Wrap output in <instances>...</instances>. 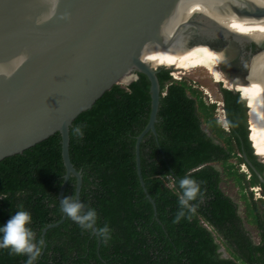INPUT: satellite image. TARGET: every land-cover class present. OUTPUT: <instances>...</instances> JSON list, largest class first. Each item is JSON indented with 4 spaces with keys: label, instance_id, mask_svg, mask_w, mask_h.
<instances>
[{
    "label": "trees",
    "instance_id": "trees-1",
    "mask_svg": "<svg viewBox=\"0 0 264 264\" xmlns=\"http://www.w3.org/2000/svg\"><path fill=\"white\" fill-rule=\"evenodd\" d=\"M247 49L254 52L256 46ZM247 60V57L246 59ZM239 57L232 61L237 67ZM117 85L70 128L69 157L82 174L81 203L95 209L96 229H110L104 239L66 217L61 220L58 194L65 168L61 139L54 135L21 155L0 162V225L17 211L30 213L40 254L33 264H264V163L249 141L246 101L221 89L228 130L215 117L216 104L189 80L162 69L155 129L140 144V169L153 205L140 186L136 138L148 123L151 95L148 79ZM81 126L83 138L73 135ZM245 166L248 174L240 171ZM169 174L172 176H167ZM190 176L202 196L181 209L178 181ZM169 184L172 187H169ZM238 189L239 204L225 188ZM71 177L64 196L75 199ZM53 205V206H49ZM180 211L184 216L177 222ZM98 240L100 243L98 244ZM228 258H222L220 249ZM26 256L0 249V264H26Z\"/></svg>",
    "mask_w": 264,
    "mask_h": 264
},
{
    "label": "water",
    "instance_id": "water-1",
    "mask_svg": "<svg viewBox=\"0 0 264 264\" xmlns=\"http://www.w3.org/2000/svg\"><path fill=\"white\" fill-rule=\"evenodd\" d=\"M174 43L182 51L197 46L235 78L234 87L248 84L264 98V0H0V162L59 135L65 175L58 201L74 177L75 200L81 202L82 174L69 157L70 128L114 86H129L141 74L150 83L151 106L136 138L135 160L155 212L141 175L140 144L148 133L157 135V74L173 68H153L142 55ZM245 51L239 76L241 69L230 61ZM228 90L242 99L241 92ZM65 219L63 213L44 228L42 240ZM92 231L98 237L95 226Z\"/></svg>",
    "mask_w": 264,
    "mask_h": 264
},
{
    "label": "clouds",
    "instance_id": "clouds-1",
    "mask_svg": "<svg viewBox=\"0 0 264 264\" xmlns=\"http://www.w3.org/2000/svg\"><path fill=\"white\" fill-rule=\"evenodd\" d=\"M131 79H134V77ZM125 83L127 84L128 80H125ZM72 132L78 139L83 138L84 132L81 126L73 128ZM165 175L172 176L169 174ZM169 187H172V185L169 184ZM178 187L182 190V194L178 201L180 208H186L190 212L194 211L195 207L190 205V202L194 201L198 194L202 196L199 184L190 176L186 175L178 181ZM59 205L60 211L71 221L76 223L81 230L87 231L94 228L97 222V213L95 209L87 207L80 201L73 199L70 195L62 198L59 201ZM183 216L184 212L180 211L176 217L177 222ZM31 223L32 218L30 213L20 210L14 215H11L6 223L0 225V249H7L10 255L26 256V264H33L41 251L39 242L34 239L35 233L30 227ZM109 232L110 229L107 225L97 230V234L105 240L109 238Z\"/></svg>",
    "mask_w": 264,
    "mask_h": 264
},
{
    "label": "bare ground",
    "instance_id": "bare-ground-1",
    "mask_svg": "<svg viewBox=\"0 0 264 264\" xmlns=\"http://www.w3.org/2000/svg\"><path fill=\"white\" fill-rule=\"evenodd\" d=\"M142 60L153 68H173L172 74L175 77L189 70L204 69L216 83L221 82L225 88L241 92L248 109L249 141L253 144L256 153L264 160V98L258 88L248 84L234 87L231 80L221 75L219 71L221 63L197 46L182 51L180 43H174L170 49L147 51L142 55Z\"/></svg>",
    "mask_w": 264,
    "mask_h": 264
},
{
    "label": "rangeland",
    "instance_id": "rangeland-1",
    "mask_svg": "<svg viewBox=\"0 0 264 264\" xmlns=\"http://www.w3.org/2000/svg\"><path fill=\"white\" fill-rule=\"evenodd\" d=\"M219 71L224 78L229 79V80L235 79L232 75H230L227 71H225V69L223 68V66L221 64L219 66ZM171 73H172V71H171ZM173 77H175V76H173ZM175 78L177 80H179L181 78L189 80L194 86L201 89L203 91V94H205L204 97H205L206 102L216 104L215 117L217 118L218 122L222 125V127L225 130H228V125H227L226 120H225L226 119L225 113L223 111L224 109H223V102H222V94L220 92L221 89H227V88H225L223 83H221V82L216 83L214 81V79H212L211 76L204 69L189 70V71H186V72L182 73L181 75H179ZM246 105H247V103H246ZM245 107H247V106H245ZM247 111H248V109H247ZM248 130H249V128H248ZM253 150L256 153L254 146H253ZM256 156H258V159L260 162L264 163V160H262L257 153H256ZM240 171L244 172L245 174H248V171H247L245 166H241ZM225 190H227V193L233 198V200H235L239 204L240 213L242 214L243 208H242V203L239 200L238 189L233 188L232 185L230 186V184H229V186H227L225 188ZM257 200H259V199H257Z\"/></svg>",
    "mask_w": 264,
    "mask_h": 264
},
{
    "label": "flooded vegetation",
    "instance_id": "flooded-vegetation-1",
    "mask_svg": "<svg viewBox=\"0 0 264 264\" xmlns=\"http://www.w3.org/2000/svg\"><path fill=\"white\" fill-rule=\"evenodd\" d=\"M225 55H226V57H228V52L226 51L225 52ZM237 57H239V61H238V66H239V68L241 69V72H239L240 74H239V76L241 75V73H242V70L244 69V65H245V62H246V57H248V51H245V54H241V56H236V57H234L231 61H230V65H234V64H232V61L235 59V58H237ZM235 66V65H234Z\"/></svg>",
    "mask_w": 264,
    "mask_h": 264
},
{
    "label": "built area",
    "instance_id": "built-area-1",
    "mask_svg": "<svg viewBox=\"0 0 264 264\" xmlns=\"http://www.w3.org/2000/svg\"><path fill=\"white\" fill-rule=\"evenodd\" d=\"M224 111V110H223ZM226 120V119H225ZM250 191L253 193L254 198L257 199H262L264 200V197L262 196L260 188H251Z\"/></svg>",
    "mask_w": 264,
    "mask_h": 264
}]
</instances>
